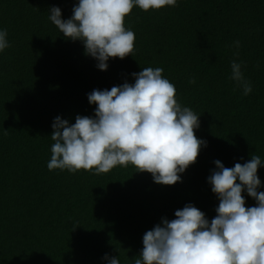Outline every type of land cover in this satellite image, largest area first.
<instances>
[{"label": "trees", "instance_id": "1", "mask_svg": "<svg viewBox=\"0 0 264 264\" xmlns=\"http://www.w3.org/2000/svg\"><path fill=\"white\" fill-rule=\"evenodd\" d=\"M76 4L0 0V29L11 45L0 52V264H108L105 255L134 264L145 232L175 219L176 210L192 204L215 217L214 161L232 168L258 155L264 163V0H177L148 12L134 6L124 21L135 33L134 52L110 58L106 71L49 19L52 7L70 19ZM233 60L251 82L247 96L230 79ZM146 67L163 68L178 103L199 116L195 135L207 146L182 182L158 185L132 164L98 175L49 171L55 118H94L88 94L134 84L132 74ZM257 175L264 192V166ZM242 195L246 207L256 205Z\"/></svg>", "mask_w": 264, "mask_h": 264}, {"label": "clouds", "instance_id": "2", "mask_svg": "<svg viewBox=\"0 0 264 264\" xmlns=\"http://www.w3.org/2000/svg\"><path fill=\"white\" fill-rule=\"evenodd\" d=\"M134 6L148 12L176 7L177 0H78L70 19H62L58 7L50 9L49 19L65 39L81 41L85 55L106 71L110 58L123 60L134 52L135 33L124 26ZM7 37V30L0 29V52L11 46ZM241 69L233 60L230 79L247 96L252 85ZM162 73L163 68L146 67L132 74L134 84L93 90L88 101L96 105L94 118L77 115L70 124L56 117L49 171L95 169L98 175L132 164L137 172L150 173L158 185L182 182L181 174L197 162L207 143L195 135L199 116L178 103L174 84ZM214 163L208 183L219 200L215 217L209 221L192 204L176 210L175 219L165 218L145 232L134 264H264V192L258 191L257 175L264 163L258 155L232 168L219 160ZM245 191L255 206L246 207ZM104 259L120 264L117 256Z\"/></svg>", "mask_w": 264, "mask_h": 264}]
</instances>
